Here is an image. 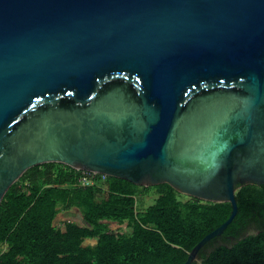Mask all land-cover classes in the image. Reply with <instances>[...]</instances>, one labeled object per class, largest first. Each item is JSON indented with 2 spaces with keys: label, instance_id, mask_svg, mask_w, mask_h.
<instances>
[{
  "label": "water",
  "instance_id": "95a60500",
  "mask_svg": "<svg viewBox=\"0 0 264 264\" xmlns=\"http://www.w3.org/2000/svg\"><path fill=\"white\" fill-rule=\"evenodd\" d=\"M47 162L230 202L197 261L264 184V0H0V204Z\"/></svg>",
  "mask_w": 264,
  "mask_h": 264
},
{
  "label": "trees",
  "instance_id": "16d2710c",
  "mask_svg": "<svg viewBox=\"0 0 264 264\" xmlns=\"http://www.w3.org/2000/svg\"><path fill=\"white\" fill-rule=\"evenodd\" d=\"M82 172L47 162L29 168L9 188L0 204V264H183L232 212L230 202L204 201L168 183L144 186L108 175L83 186ZM153 190L155 202L140 206ZM236 198L239 212L222 235L236 241L206 252L213 239L192 264H264V228L243 236L264 218V185H244ZM73 208L84 222L57 225L60 212ZM115 222L131 229L114 230Z\"/></svg>",
  "mask_w": 264,
  "mask_h": 264
},
{
  "label": "rangeland",
  "instance_id": "374dc122",
  "mask_svg": "<svg viewBox=\"0 0 264 264\" xmlns=\"http://www.w3.org/2000/svg\"><path fill=\"white\" fill-rule=\"evenodd\" d=\"M157 193L155 190H153L151 193H149L146 196H143L142 198H140L139 200V205L142 207H146L149 205H152L155 202V199L157 198ZM187 198V197H186ZM67 220H74L76 222L79 223H83L84 219L83 216L81 214V212L79 211V209L77 208H73L71 210L65 211L62 210L59 214V217L56 221L57 225H62L64 224L65 221ZM112 229L114 230H121V231H129L131 228H129L126 224H118V223H113L112 224ZM259 231V227L258 226H251L250 228H248L245 233H243V236L249 235V234H255ZM236 239L235 238H230V239H223L221 237L217 238L216 240H214L209 246H207L205 248L206 252H209L210 250H212L214 247L221 245V244H232L233 242H235ZM198 261H200V259H198Z\"/></svg>",
  "mask_w": 264,
  "mask_h": 264
},
{
  "label": "built area",
  "instance_id": "2783aa9c",
  "mask_svg": "<svg viewBox=\"0 0 264 264\" xmlns=\"http://www.w3.org/2000/svg\"><path fill=\"white\" fill-rule=\"evenodd\" d=\"M105 178H106L105 174H102L100 176L97 172L83 170L78 181L81 185L88 186V185L98 184L100 183L99 181H103L105 180Z\"/></svg>",
  "mask_w": 264,
  "mask_h": 264
},
{
  "label": "flooded vegetation",
  "instance_id": "af4514ba",
  "mask_svg": "<svg viewBox=\"0 0 264 264\" xmlns=\"http://www.w3.org/2000/svg\"><path fill=\"white\" fill-rule=\"evenodd\" d=\"M65 164V163H64ZM67 165V164H66ZM248 184H254V183H248ZM247 185V184H246ZM256 185H264V184H256ZM243 187V186H242ZM241 188V187H240ZM188 196H190V195H188ZM192 197V196H191ZM264 211V210H263ZM251 226H258V227H262V228H264V218L262 217V219H259L258 221H254L252 224H250L249 226H248V228H250ZM221 238H223V236H221ZM230 238H233V236H230V235H228V236H225V238H223V239H230ZM235 238V237H234Z\"/></svg>",
  "mask_w": 264,
  "mask_h": 264
},
{
  "label": "bare ground",
  "instance_id": "6f19581e",
  "mask_svg": "<svg viewBox=\"0 0 264 264\" xmlns=\"http://www.w3.org/2000/svg\"><path fill=\"white\" fill-rule=\"evenodd\" d=\"M88 171V170H87ZM95 172V171H94ZM100 176L102 175V174H105V173H101V172H97ZM106 175V178H107V176H108V174H105ZM106 178H105V180H106ZM104 181V180H103ZM101 183V182H100ZM145 186V185H144ZM239 208V207H238ZM239 212V211H238Z\"/></svg>",
  "mask_w": 264,
  "mask_h": 264
}]
</instances>
